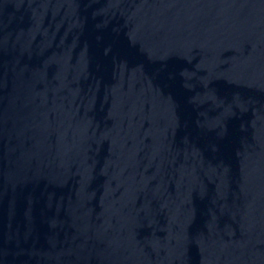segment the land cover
I'll list each match as a JSON object with an SVG mask.
<instances>
[{
    "label": "water",
    "instance_id": "water-1",
    "mask_svg": "<svg viewBox=\"0 0 264 264\" xmlns=\"http://www.w3.org/2000/svg\"><path fill=\"white\" fill-rule=\"evenodd\" d=\"M61 0H0V264H12Z\"/></svg>",
    "mask_w": 264,
    "mask_h": 264
}]
</instances>
